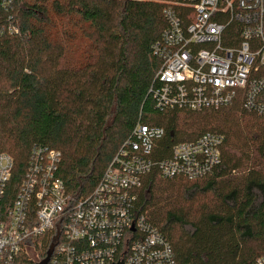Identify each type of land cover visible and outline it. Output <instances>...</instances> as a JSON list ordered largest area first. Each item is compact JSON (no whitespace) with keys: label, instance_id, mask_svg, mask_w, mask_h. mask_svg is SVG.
I'll list each match as a JSON object with an SVG mask.
<instances>
[{"label":"trees","instance_id":"16d2710c","mask_svg":"<svg viewBox=\"0 0 264 264\" xmlns=\"http://www.w3.org/2000/svg\"><path fill=\"white\" fill-rule=\"evenodd\" d=\"M4 1L9 7L1 16L18 29L0 38V154L14 160L6 203L16 196L34 146L61 153L58 177L77 201L92 193L138 122L164 130L157 159L213 133L223 143L212 174L191 181L153 173L135 207L169 240L177 264H257L264 257V116L243 109L241 99L232 105L243 111L239 105L155 109L149 90L162 66L153 46L168 26L164 5ZM51 242L40 240L39 260Z\"/></svg>","mask_w":264,"mask_h":264},{"label":"built area","instance_id":"2783aa9c","mask_svg":"<svg viewBox=\"0 0 264 264\" xmlns=\"http://www.w3.org/2000/svg\"><path fill=\"white\" fill-rule=\"evenodd\" d=\"M156 1L168 26L153 46L162 60L149 90L155 109L197 112L241 99L243 109L264 116V0ZM16 34L0 13V38ZM164 135L138 122L92 193L77 201L58 177L61 153L34 146L16 196L6 203L14 160L0 154V264H21V255L39 264L45 237L55 244L49 264H177L169 240L135 207L137 193L153 173L191 181L212 174L222 162L223 139L206 133L157 159Z\"/></svg>","mask_w":264,"mask_h":264},{"label":"water","instance_id":"95a60500","mask_svg":"<svg viewBox=\"0 0 264 264\" xmlns=\"http://www.w3.org/2000/svg\"><path fill=\"white\" fill-rule=\"evenodd\" d=\"M54 248L55 244H52L47 251L46 257L42 261H40L39 264H49Z\"/></svg>","mask_w":264,"mask_h":264},{"label":"rangeland","instance_id":"374dc122","mask_svg":"<svg viewBox=\"0 0 264 264\" xmlns=\"http://www.w3.org/2000/svg\"><path fill=\"white\" fill-rule=\"evenodd\" d=\"M85 45H87V46H89L88 44H85ZM80 46V45H79ZM74 53H77V51H73ZM77 57L79 56V54H75ZM74 56V55H73ZM73 60H75V58H73ZM240 106V104H234V105H231V106H228V107H224V109H227V108H231V107H233V106ZM222 109V108H221ZM240 109L242 110V108H241V106H240ZM243 111V110H242ZM247 113V112H246ZM249 114V113H248ZM237 116H239L240 118H242L243 117V115H241V114H238Z\"/></svg>","mask_w":264,"mask_h":264}]
</instances>
